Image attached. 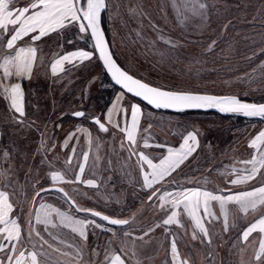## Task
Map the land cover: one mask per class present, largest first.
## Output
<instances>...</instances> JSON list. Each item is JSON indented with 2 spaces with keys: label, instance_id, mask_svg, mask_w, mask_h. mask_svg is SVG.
Listing matches in <instances>:
<instances>
[{
  "label": "rangeland",
  "instance_id": "obj_1",
  "mask_svg": "<svg viewBox=\"0 0 264 264\" xmlns=\"http://www.w3.org/2000/svg\"><path fill=\"white\" fill-rule=\"evenodd\" d=\"M106 1L105 22L112 51L133 76L170 91L264 102V0H199L206 6L200 9L197 5L195 10L185 6V0ZM28 2L18 0L17 6ZM17 46L34 47L37 52L28 76L2 81L6 86L21 85L24 115L16 113L10 99L0 92V188L10 193L15 207L12 216L19 217L24 247L33 250L35 244L46 254L38 256L40 264H110L106 257L113 253L120 254L125 264H175L173 239L180 259L187 264H264V257L255 259L264 234L255 231L247 241L241 238L242 231L264 215V205L245 215L229 204L226 230L224 214L212 201L216 218L205 216L203 209L199 213L208 229L204 236L182 205L178 219L183 226L164 225L173 209L158 199L164 192L188 189L230 196L264 185V169L247 183H231L247 175L251 165L244 162L259 155L249 144L264 131V121L152 110L112 85L88 32H80L75 23L39 41L24 37ZM81 50L91 53V58L64 61L53 73L57 60ZM134 105L141 113L133 144L120 129L125 121L131 126ZM80 110L86 117H73ZM110 111L112 123L107 117ZM97 116L107 132L90 122ZM193 131L198 141L195 150L169 176L147 188L143 173L151 169L139 154L159 163L169 148L179 150ZM146 142L149 147L144 146ZM53 172L70 181L79 175L80 181L53 183ZM87 180L95 186L86 184ZM52 185L64 188L79 209L127 220V225L114 227L78 213L54 192L36 197V192ZM40 204L77 220L95 221L100 227L89 223L85 240L71 227L61 225L55 213L51 219L57 227L36 224ZM30 230L31 244L26 239ZM4 256L0 253V258Z\"/></svg>",
  "mask_w": 264,
  "mask_h": 264
},
{
  "label": "snow or ice",
  "instance_id": "obj_2",
  "mask_svg": "<svg viewBox=\"0 0 264 264\" xmlns=\"http://www.w3.org/2000/svg\"><path fill=\"white\" fill-rule=\"evenodd\" d=\"M17 4L18 0H0V70H2V76H0V92L6 98L10 99L12 108L21 116L24 115V93L21 90V85L15 83L6 86L3 85L2 81L5 78H23L28 76L36 59L37 50L34 47H18L17 42L24 37H30L33 42L39 41L51 32L75 23L82 33L90 30L91 36L95 40V48L99 50L100 58L103 60L105 67L111 73L116 84L121 85L128 93H133L135 96L141 97L155 108H175L178 110L188 108H219L222 112H235L249 117H264V104L243 103L234 96L221 97L190 92L166 91L160 87H153L139 79H135L127 72L122 71L112 58L101 29V15L106 10L105 0H29L24 6H17ZM188 5H191L192 10H195L197 5L200 9L206 6L200 3L199 0H185V6ZM10 26L11 31L9 34ZM33 33L35 35H32ZM5 35L8 36L7 39H4ZM91 55V53L82 50L67 54L62 59L56 61L52 67V71L56 73V66L62 64L64 61L71 62L74 59H78L82 62L83 60L90 59ZM140 113L141 109L134 105L131 111V126L128 127L125 121V127L120 129L126 133L127 139L133 144L135 143V133L138 130V116ZM74 115L76 117H83L85 113L76 112ZM112 116L113 112L110 111L107 113L109 123L113 122ZM94 122L101 131H108V128L104 123H101L99 118H94ZM115 126L120 127L119 124ZM190 141L191 143H189ZM197 144V134L193 131L188 133L179 150L169 148L168 155L161 159L159 163H153L152 159L140 153L139 159L151 169L150 172L143 173L145 186L151 189L156 183H159L162 179L169 176L195 150ZM261 145H264V131H261L249 144V147L255 149L259 155L254 154L251 160L244 162L251 165V168L246 170L247 175L238 176L231 183H247L255 178L260 169H264V149L261 148ZM144 146L149 147L150 145L146 142ZM73 151L75 150L73 149ZM84 160L87 161V154L84 155ZM79 171L81 174L83 173V166L80 167ZM51 179L53 183H72L79 182L80 176L78 175L76 177V181H70L66 180L62 174L53 172L51 173ZM86 184L95 186L92 180H87ZM5 187L7 186L5 185ZM41 191L45 190L42 189ZM59 191L63 192V189H59ZM35 195L39 196L40 192H36ZM64 195L67 196V193H64ZM152 195L155 196L156 193L153 192ZM169 197L171 199H168ZM151 198L150 196L149 199ZM158 199L170 204L173 209L171 214L163 220L164 225H180L178 210L182 205L183 209L193 221L195 228L204 236H207L208 229L203 223V218L199 215L201 209H203L205 216L216 218L215 213L211 211V202L216 201L224 214L223 223L227 230L229 216L228 205L235 204L245 215L249 210L255 211L258 206L264 205V185L254 188L251 191L230 196L214 194L207 190L188 189L177 191L174 194L164 192ZM161 208H164L163 203L161 204ZM77 210L91 211L89 209L79 208ZM14 211L15 207L10 200V193L0 188V253L5 254L4 258H0V264H26V262L27 264H40L38 256L46 254L37 250V245L35 244L32 245L33 250H28L24 247L25 237L23 235L22 225L19 222V217L12 216ZM53 213L60 217L61 225L71 227L73 232L78 233L85 240L87 239V225L89 223L100 227V225L95 224V221L74 219L59 209L52 208V206L46 204L39 205V209L34 217L35 223L43 224L46 227L48 225L57 227L51 219ZM93 215L101 216V213L94 212ZM101 218L112 225H125L128 223L127 220L110 219L108 216H101ZM28 223L31 229L33 227L31 219ZM180 226L182 227L183 225ZM255 231L264 234V215L244 229L241 233V238L247 241L249 235ZM32 234L33 232L30 230L26 238L30 244L32 243ZM35 235L39 237L40 233L35 232ZM193 238H196V232L193 233ZM41 239L43 238L41 237ZM44 243H47V241H44ZM18 245L20 247H17ZM171 253L175 264H187L186 261L180 259L174 239L171 243ZM261 257H264V239L261 240L255 259L260 261ZM106 259H110V264H125V259L117 253H113L110 258L106 257Z\"/></svg>",
  "mask_w": 264,
  "mask_h": 264
},
{
  "label": "water",
  "instance_id": "obj_3",
  "mask_svg": "<svg viewBox=\"0 0 264 264\" xmlns=\"http://www.w3.org/2000/svg\"><path fill=\"white\" fill-rule=\"evenodd\" d=\"M105 2H106V10H107V1L105 0ZM106 10H105L104 12H102V15H101V29H102V31H103V33H104L105 40H106V42H107V47H108V49H109V51H110V53H111V56H112V58L115 60L117 66L120 67V69H121L122 71L127 72L129 75H131V76L134 77L135 79H139V78L133 76L132 74H130L128 71H126V70H125V69L119 64V62L117 61L116 57L114 56V53H113V51H112V48H111L110 42H109V40H108L107 34H106V32H105V30H104V28H103V15L105 14ZM87 32H88V34H89V36H90V38H91V40H92V43H93V46H94V50H95V52H96V54H97V56H98V58H99V60H100V63H101V65H102V67H103L105 73H106L107 76L110 78V80H111V82H112V85H113L114 87L118 88L119 90H121L122 92H124L125 94H127V95H129V96L135 98L136 100L142 102V103L145 104L146 106L150 107L152 110H155V111H162V112H169V113H177V114H179V113H189V112L214 113V114L220 115V116H222V117H237V118H244V119L252 120V121H264V117H260V116L249 117V116H245V115H243V114L235 113V112H222V111L219 110V108H188V109H183V110H178V109H175V108H155L153 105L148 104L147 101H144L141 97H137V96H135L133 93H128V92L126 91V89H124L121 85L116 84L115 80L112 78L111 73L108 72L107 68L105 67V65H104V63H103V60L100 58L99 50L95 48V40H94V38L91 36L90 30H87ZM139 80H141V79H139ZM141 81L144 82V83H147V82H145V81H143V80H141ZM147 84H149V83H147ZM149 85H151V84H149ZM151 86H153V85H151ZM153 87H156V86H153ZM162 89H163V88H162ZM163 90H166V89H163ZM166 91H170V90H166ZM175 92H180V91H175ZM181 92H182V91H181ZM190 93H194V94H207V93H195V92H190ZM207 95L221 96V97H222V96H226V95H214V94H207ZM227 96H228V95H227ZM234 97H235V96H234ZM237 98H238V97H237ZM238 99H240V98H238ZM240 101H241V100H240ZM241 102H243V101H241ZM243 103H247V102H243ZM248 104L261 105V104H264V102H262V103H248ZM77 112H84V111L80 110V111H77ZM75 113H76V112H75ZM84 113H85V112H84ZM84 116H85V115H84ZM84 116H83V117H84ZM73 117H75V118H77V119H81V118H83V117H76L74 114H73ZM94 118H99L100 121H101V119H100V117L97 116V117H93V118L90 120V122H91L92 124H94V125H96V126L98 127V125L95 124V122H94ZM101 123H103V122L101 121ZM105 126H106V125H105ZM106 127H107V126H106ZM98 128H99V127H98ZM59 189H63V192L59 191ZM44 190H45V191H39V192H40V195H41V194H45V193H50V192H54V193L60 194V195H62V196L66 199V201H67V202H68V203H69V204H70V205H71V206H72V207H73L78 213H87V214H89V215H91V216H93V217L99 219V220L102 221L103 223H105V224H107V225H110V226H114V227H123V226L127 225V224H125V225H112V224H110L108 221H105V220H103V219L101 218V216H108V215H106V214H104V213H101V212H99V213H101V216H95V215H93V213L96 212V211H81V210H77V209H78V206H77L76 202H75V201H74V200L68 195V193L65 191V189L62 188V187L59 186V185L48 186V187L44 188ZM64 193H67V196H65ZM36 197H38V196H36ZM73 202H74V203H73ZM108 217H109L110 219H116V218H113V217H111V216H108Z\"/></svg>",
  "mask_w": 264,
  "mask_h": 264
},
{
  "label": "trees",
  "instance_id": "obj_4",
  "mask_svg": "<svg viewBox=\"0 0 264 264\" xmlns=\"http://www.w3.org/2000/svg\"><path fill=\"white\" fill-rule=\"evenodd\" d=\"M103 28H104V30H105V32H106V34H107V37H108V33H107V26H106V22H105V14L103 15ZM108 40H109V38H108ZM104 74H105V76L108 78V76H107V74L104 72ZM109 79V78H108ZM197 113H199V112H197Z\"/></svg>",
  "mask_w": 264,
  "mask_h": 264
},
{
  "label": "flooded vegetation",
  "instance_id": "obj_5",
  "mask_svg": "<svg viewBox=\"0 0 264 264\" xmlns=\"http://www.w3.org/2000/svg\"><path fill=\"white\" fill-rule=\"evenodd\" d=\"M120 64V63H119ZM121 65V64H120ZM84 117H86V116H84ZM92 118H90V120H91Z\"/></svg>",
  "mask_w": 264,
  "mask_h": 264
},
{
  "label": "crops",
  "instance_id": "obj_6",
  "mask_svg": "<svg viewBox=\"0 0 264 264\" xmlns=\"http://www.w3.org/2000/svg\"><path fill=\"white\" fill-rule=\"evenodd\" d=\"M55 32V31H54ZM57 34V33H56ZM109 216V215H108Z\"/></svg>",
  "mask_w": 264,
  "mask_h": 264
}]
</instances>
